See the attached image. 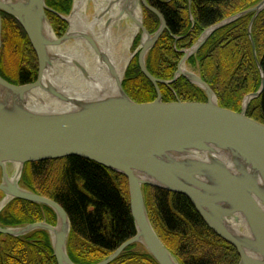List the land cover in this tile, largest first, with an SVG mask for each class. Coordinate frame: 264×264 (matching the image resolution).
Segmentation results:
<instances>
[{"label":"water","instance_id":"water-1","mask_svg":"<svg viewBox=\"0 0 264 264\" xmlns=\"http://www.w3.org/2000/svg\"><path fill=\"white\" fill-rule=\"evenodd\" d=\"M45 1L0 0V13L19 23L37 59L33 83L13 85L0 76V192L5 197L3 208L14 199L23 200L50 208L56 222L54 226L46 222L0 226V234L20 238L34 231H46L56 264H74L67 253L71 231L67 214L54 201L20 183L27 163L75 156L127 180L135 233L98 264L112 263L132 245L140 247L156 264H179L150 223L143 192L146 186L186 197L205 225L237 251L238 264H264V125L246 117L250 102L259 98L264 89V74L251 36L254 20L264 11V0L204 29L196 42L182 51L177 70L169 81L156 79L146 68L148 53L166 29L162 15L146 0L113 1L121 6L117 18L124 14L125 27L129 23L135 29L130 47L138 35L140 38L121 75L90 32L71 30L69 18L79 0H73L68 15L58 14L67 25L61 38L56 37L46 16L49 9ZM85 5L86 0L84 16ZM106 7L111 9V0ZM143 9L152 12L159 21L153 34L144 27ZM250 15L248 37L261 85L256 93L244 97L237 113L221 108L210 87L198 73L187 70L186 63L214 32ZM190 21L194 23L192 17ZM109 23L108 19L106 28ZM1 29L0 16V47ZM80 40L87 43L114 81L112 90L108 87L106 93L96 98L73 97L54 78L55 63H69L78 68L83 79H88L82 64L61 61L53 52ZM136 54L141 73L156 91V99L150 103L132 101L122 88L127 67ZM179 78L201 89L206 102H162L158 85L170 86ZM43 97L69 108L43 109L40 104Z\"/></svg>","mask_w":264,"mask_h":264},{"label":"trees","instance_id":"trees-1","mask_svg":"<svg viewBox=\"0 0 264 264\" xmlns=\"http://www.w3.org/2000/svg\"><path fill=\"white\" fill-rule=\"evenodd\" d=\"M261 0H146L164 18L166 30L146 58V68L156 79L169 81L177 70L182 51L189 49L204 29L249 9ZM73 0H46V16L57 38L67 25ZM0 76L13 85L33 83L37 59L19 23L1 12ZM190 16L194 19L191 23ZM251 15L214 32L195 56L187 61L213 91L221 108L239 113L245 96L261 85L258 66L248 37ZM149 34L159 27L157 17L143 9ZM256 58L264 74V11L251 27ZM136 37L132 51L139 42ZM122 88L136 103L156 99L153 85L141 73L138 54L127 67ZM162 102H206L201 89L184 78L172 85H158ZM246 117L264 125V89L252 100ZM24 188L48 198L67 214L71 231L67 253L74 264H98L135 233L129 207L127 180L95 162L67 157L27 163L21 178ZM150 223L179 264H238L237 251L215 235L186 197L144 187ZM0 197L2 194L0 192ZM46 222L54 226L53 211L19 199L0 214L1 227ZM0 264H56L48 233L38 230L20 238L0 234ZM110 264H156L136 245L128 247Z\"/></svg>","mask_w":264,"mask_h":264},{"label":"bare ground","instance_id":"bare-ground-1","mask_svg":"<svg viewBox=\"0 0 264 264\" xmlns=\"http://www.w3.org/2000/svg\"><path fill=\"white\" fill-rule=\"evenodd\" d=\"M111 1L112 7L108 10L106 7L108 0H94L95 14L92 18H89L87 15L84 16L82 12L84 0H79L75 12L69 18V21L71 30L82 34L90 32L93 35L98 46L103 49V52L112 61L117 74L121 75L129 59L128 50L135 29L128 23L127 27L120 28L118 32L114 30V24H119L122 20H126L127 17L122 14L117 18L121 6L113 2L114 0ZM135 13L138 14L137 12ZM108 19L111 23L106 28L105 23ZM53 52H55L59 60L75 61L77 64H82L88 72V79L85 80L79 75L77 67L69 63H55L57 64L56 69L53 71L55 80L58 85L68 89L73 97L96 98L95 96H100L114 87V81L107 74L104 65L94 55L95 53L87 46L85 41L80 40L65 44L55 48ZM42 100L40 104L43 109L66 111L69 108L65 104L58 103L48 97H43ZM11 172L12 170L9 171V173ZM1 207L2 205H0V209Z\"/></svg>","mask_w":264,"mask_h":264},{"label":"rangeland","instance_id":"rangeland-1","mask_svg":"<svg viewBox=\"0 0 264 264\" xmlns=\"http://www.w3.org/2000/svg\"><path fill=\"white\" fill-rule=\"evenodd\" d=\"M85 13H86L85 16L87 15L89 18H92V17H93V15L95 14V4H94V0H86ZM190 18H191V16H190ZM193 20H194V19H193ZM125 26H126V22L122 20V22H120L119 24H118V23L114 24V30H115L116 32H118V31L120 30V28H125ZM160 38H161V37H160ZM0 48H1V47H0ZM185 50H186V49H185ZM132 52H133V51H132V47H130L128 54L130 55ZM186 68H187V70H189L190 72L197 73L194 69L188 67L187 65H186ZM9 174H10V173H9ZM0 205H2V204H0ZM2 208H3V206L1 207V209H2ZM1 209H0V210H1ZM138 249H141V248L138 247Z\"/></svg>","mask_w":264,"mask_h":264},{"label":"flooded vegetation","instance_id":"flooded-vegetation-1","mask_svg":"<svg viewBox=\"0 0 264 264\" xmlns=\"http://www.w3.org/2000/svg\"><path fill=\"white\" fill-rule=\"evenodd\" d=\"M167 28V27H166ZM166 30V29H165ZM149 33V32H148ZM187 64V63H186ZM1 181H2V174H1V171H0V183H1ZM21 184V186L23 187V185H22V182L20 183ZM2 194V193H1ZM4 195L2 194V197H0V204H2L3 203V201H4ZM11 202V201H10ZM5 208H3L2 210H1V212H0V214L3 212V210H4Z\"/></svg>","mask_w":264,"mask_h":264}]
</instances>
